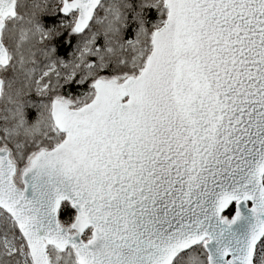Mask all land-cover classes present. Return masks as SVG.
Wrapping results in <instances>:
<instances>
[{
  "label": "snow or ice",
  "instance_id": "obj_1",
  "mask_svg": "<svg viewBox=\"0 0 264 264\" xmlns=\"http://www.w3.org/2000/svg\"><path fill=\"white\" fill-rule=\"evenodd\" d=\"M0 264H264V0H0Z\"/></svg>",
  "mask_w": 264,
  "mask_h": 264
}]
</instances>
